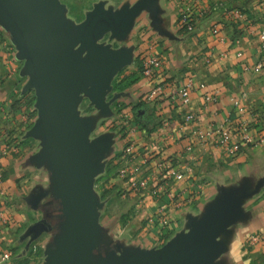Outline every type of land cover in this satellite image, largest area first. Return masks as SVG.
Returning <instances> with one entry per match:
<instances>
[{"label":"crops","instance_id":"obj_1","mask_svg":"<svg viewBox=\"0 0 264 264\" xmlns=\"http://www.w3.org/2000/svg\"><path fill=\"white\" fill-rule=\"evenodd\" d=\"M156 7L160 31L151 25L150 14L144 9L134 18L127 35L137 27L136 46L140 51L136 55L150 48L148 52L160 57L163 71L145 76L135 58V67L130 69L131 60L130 65L118 71L107 94V100L117 95L109 105L112 117L98 110L100 127L105 130L95 135L93 126L89 133L90 140L103 134L111 136V144L101 159L103 169L95 176L94 185L99 178L100 187L109 184L118 192V199L106 201V189L98 194L94 188L101 206L97 209L100 233L93 262L109 250L119 253L118 248L128 245L124 241L131 242L134 231L141 228L140 222L149 218L155 221L145 241H150L151 236L157 239L166 235L169 239L180 232L181 222L182 232H186L190 217L200 218L221 190L235 194L244 190L248 195L242 199L239 215L216 237L220 248L211 264H264V241L250 243L252 236L264 233V118L254 110L264 101V50L258 36L264 30V0H156ZM235 11L241 16L237 17ZM139 19L142 21L138 24ZM258 63L262 68L255 71ZM186 82L191 84V103L187 106L172 103L165 95L146 98L155 85L167 90L172 83ZM211 93H216L217 98L206 101L205 96ZM240 96L248 110L243 115L237 113L231 101ZM187 111L197 118L185 121ZM242 122L254 137L247 144L240 136ZM107 125L115 126L116 133H111ZM221 129L228 133L230 150L216 140L215 133ZM130 140L133 149L128 154L124 145ZM166 159L171 163L170 171H177L181 178L164 176ZM26 162L20 175L26 174L27 178L18 189L22 198L37 194L33 192L35 188L47 193L36 208L19 201L15 208H8L7 220H0V256L4 252L11 255L0 264H43L45 251L54 244L59 231V200L49 193L46 184L50 172L45 163ZM131 176L147 177L146 187L133 190L129 185ZM30 177L33 181L28 182ZM7 182L6 187L11 181ZM111 201L121 207L115 221ZM53 202L57 206L58 228L40 219L51 230L42 232L26 246L28 237L20 240L25 228L40 221L31 223V217ZM53 231V238L43 250L44 258L39 261V250L37 256L33 253L37 251L34 245L42 234Z\"/></svg>","mask_w":264,"mask_h":264},{"label":"water","instance_id":"obj_2","mask_svg":"<svg viewBox=\"0 0 264 264\" xmlns=\"http://www.w3.org/2000/svg\"><path fill=\"white\" fill-rule=\"evenodd\" d=\"M147 10L151 25L159 30L156 0H136L120 10L98 3L76 27L63 20L65 7L59 0H0V21L15 39L34 88L39 119L31 133L42 139V148L28 161L46 164L53 195L59 200L61 223L54 244L45 251L43 264H211L220 248L218 234L239 215V194L221 190L200 218L190 217L188 230L178 232L162 246L150 249L118 248L93 262L100 227L101 202L95 195V176L102 171L111 136L89 139L90 117L80 116L77 104L85 94L102 115L110 113L107 100L111 80L132 60V48H111L101 39H124L133 20ZM75 29V33L71 31ZM77 46L78 52L73 49ZM46 191L24 199L36 208ZM51 230L43 220L27 227L21 239L28 243Z\"/></svg>","mask_w":264,"mask_h":264},{"label":"rangeland","instance_id":"obj_3","mask_svg":"<svg viewBox=\"0 0 264 264\" xmlns=\"http://www.w3.org/2000/svg\"><path fill=\"white\" fill-rule=\"evenodd\" d=\"M59 1L65 7L63 20L70 22L74 27H76L85 19L86 14L89 13L98 3H102L104 8L106 9L117 11L124 6L131 5L136 0ZM140 21L142 20L139 19L138 24L140 23ZM137 30V27H135L131 31V33L122 40L117 38H109V33H107L101 39V42L109 44L111 48H119L120 46H128L132 48V63H130L131 65L129 64L130 69H133L135 67L134 63L136 60L133 61L134 58L138 59V57H140V61L142 60L141 64L143 65L144 56H146L148 50L150 49L142 48L143 50H141L140 55H136L138 54V51H140L139 46H136V43L139 40L137 36ZM74 33L75 29L71 31V34ZM73 51L75 53H79L77 46L73 49ZM135 64L137 65L138 63L136 62ZM117 73L111 80V85L116 81ZM29 79V74L25 72V60L19 56L17 43L7 26H5L0 21V179L5 189V201L7 200L10 208H15V205L19 204V201L28 207L29 203L24 198H22V195L20 194V192L22 193V191L18 190L21 183H24L23 181L27 177H25L26 174H20H22V170L24 166H26V161L28 160V158H30L33 154L38 153L42 148L41 137H37L33 133H31L32 128L38 122L39 115L38 109L36 107L35 90L34 88L26 87ZM108 93H110V91ZM81 95L82 98L77 104V110L80 116H90L93 121V125L96 126L94 134L98 135L100 132H103L102 129L105 130L104 127H100V113L98 109L96 110V108L90 104L89 98L85 94ZM110 119L109 122L112 121V119ZM114 121L115 120L113 119V125H115ZM110 125H112V123ZM107 128L110 130V132L114 131V133H116L115 126H110L109 128L107 125ZM28 180V182L33 181V178L30 177ZM7 181H11V183L9 182L10 185L6 187L5 182L8 183ZM95 183V185L93 183V188H95L98 194L101 193L102 189H106V201H110L115 198L118 199V192L115 190L114 186H109V184H106L103 187H100L99 178L96 179ZM46 184L48 185L49 193H51L52 195L50 178L49 182ZM33 192H41V190H36L35 188ZM51 195H49V197ZM110 205H112L111 211L113 213V220L115 221L118 219L117 212L121 209V207L115 206V201H111ZM56 207L57 206L55 202H53L52 205H48L47 207H45L43 211L38 210L34 214V216L31 217V223L40 219H46L49 224H56V226H54L55 228H58L59 222L57 220L58 213ZM16 221L17 220H14V222ZM140 224L141 228H145L147 230H144L142 232V229L139 227V230L134 231V234L131 236V242L127 243L126 240L124 241V244L128 245L123 246V248L150 249L162 246L166 241L170 239H168V236L166 235L157 237V239L151 236L150 241H145V239L148 238L151 234L148 231L150 228V224L147 220L143 223L140 222ZM178 227L180 231H182V222L178 225ZM26 229L27 227L25 228V230ZM54 232L55 231L49 234H42L41 237L36 241L34 247L36 246L37 251H33V253L37 256V252L39 250V255L37 257L39 261L44 258L43 250L48 245L49 241L53 238ZM145 233L146 235H144ZM20 240L22 239L20 238ZM34 264L39 263L37 262Z\"/></svg>","mask_w":264,"mask_h":264},{"label":"built area","instance_id":"obj_4","mask_svg":"<svg viewBox=\"0 0 264 264\" xmlns=\"http://www.w3.org/2000/svg\"><path fill=\"white\" fill-rule=\"evenodd\" d=\"M237 17L241 16V13H239L238 11H235ZM259 39H260V48L261 50H264V30H260L258 33ZM262 68L261 63H258L254 70L258 71L259 69ZM163 71L162 69V62L160 57L154 53V52H148L146 54V56H144L143 59V65H142V73L145 76H155V75H160V73ZM162 86V85H155L147 94V99H155L157 96H164L172 103H177L179 105H183V106H187L191 103V99H190V89H191V84L190 82H186L183 85H179V84H175L172 83L171 85H169L167 87V90ZM216 93H211V94H207L205 96L206 101H214L216 99ZM232 105L234 107V109L237 111V113L239 115H243L246 112H248L247 110V105L246 103L243 101V97H235L232 98ZM256 110V114L259 115L260 117L264 118V101L261 104L260 107H257ZM196 115L192 112V111H187L184 114V120L185 121H191L196 119ZM244 122V121H243ZM241 123V139L243 140V142L245 144L250 143L254 140V137L252 134L248 133L246 128L247 125L245 123ZM216 137H217V142L218 144L226 149V150H230L231 149V145H230V138L228 136V133L224 130H219L218 133H215ZM133 149V142L130 140L128 141V143H126L124 145V152L125 153H131ZM171 163L169 160H165V172H164V176L166 178H170V179H179L181 178V175L177 172V171H170L172 169V167H170ZM163 175V174H162ZM147 180L148 178L145 176H141V177H136V176H131L130 177V181H129V185L133 190H137L140 188H144L147 185ZM5 189L3 186V183L0 179V220L1 221H6L7 220V211L9 208L8 202L7 200L5 201ZM148 223L150 225H152L155 221L152 218L147 219ZM259 240H263L264 241V233L261 235H254L250 238V243H256ZM10 258V254L8 252H4L1 256H0V262H4L7 261Z\"/></svg>","mask_w":264,"mask_h":264},{"label":"trees","instance_id":"obj_5","mask_svg":"<svg viewBox=\"0 0 264 264\" xmlns=\"http://www.w3.org/2000/svg\"><path fill=\"white\" fill-rule=\"evenodd\" d=\"M136 62L138 63L137 65H138V67L140 68V71H142V60L140 61V60H138L137 58H136ZM140 63V64H139ZM120 86H122V85H120Z\"/></svg>","mask_w":264,"mask_h":264}]
</instances>
